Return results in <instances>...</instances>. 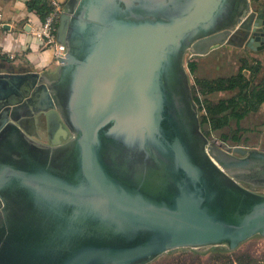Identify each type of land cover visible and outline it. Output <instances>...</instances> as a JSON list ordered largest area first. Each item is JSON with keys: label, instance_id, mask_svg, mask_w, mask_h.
<instances>
[{"label": "water", "instance_id": "water-1", "mask_svg": "<svg viewBox=\"0 0 264 264\" xmlns=\"http://www.w3.org/2000/svg\"><path fill=\"white\" fill-rule=\"evenodd\" d=\"M238 35L264 49L253 0H68L54 72L0 73V264H149L264 236V151L209 140L184 62ZM26 111L69 137L33 138Z\"/></svg>", "mask_w": 264, "mask_h": 264}, {"label": "trees", "instance_id": "trees-1", "mask_svg": "<svg viewBox=\"0 0 264 264\" xmlns=\"http://www.w3.org/2000/svg\"><path fill=\"white\" fill-rule=\"evenodd\" d=\"M29 8L43 18L45 14V4L40 0H31ZM244 64L240 67L239 72L229 77H218L215 79L193 78L191 92L198 109L204 113L199 115L201 125H205L203 131L205 135L210 136L211 131L223 126L229 116L242 118L254 104L264 102V85L260 86L254 92L242 91L248 88V81L241 73L243 69L250 70L252 77L257 68L247 67L246 61L241 60ZM190 72H193L196 66L195 59L187 63ZM238 88L239 92L235 93L229 99H220L212 102L199 96H205L215 91L234 90ZM243 104L241 106V102ZM220 144L219 141H215ZM149 264H264V245L258 246L255 241L248 240L235 250H227L224 247H212L203 251L194 249H180L175 252H168Z\"/></svg>", "mask_w": 264, "mask_h": 264}, {"label": "crops", "instance_id": "crops-1", "mask_svg": "<svg viewBox=\"0 0 264 264\" xmlns=\"http://www.w3.org/2000/svg\"><path fill=\"white\" fill-rule=\"evenodd\" d=\"M30 1L31 0H0V36L8 31H12L13 34L23 32L31 36L34 32L39 30L41 18L29 8ZM18 4H23V8H17L16 5ZM254 4L256 11L261 12L264 19V5ZM50 50L54 52L52 47L43 46L39 40L36 53H32L31 47L21 50L19 46H17V51L14 54L0 52V73L35 71L38 73L45 72L51 74L57 67L55 55H53L50 60L44 59L39 55L40 53ZM30 54L36 56L37 59L30 62L27 58ZM249 55L258 62V71L255 75V80H257V85L259 84V86H262L264 85V49L255 50L239 43L221 45L216 49L208 51L204 55L197 56L196 74L209 79L218 76H228L239 70L238 60ZM38 64L42 66L38 67ZM244 74L246 75V73ZM225 93L227 94V92ZM257 109L259 112L264 111V102L260 103ZM49 132L54 136H52V139L63 141V132L61 129L56 131L50 129Z\"/></svg>", "mask_w": 264, "mask_h": 264}, {"label": "rangeland", "instance_id": "rangeland-1", "mask_svg": "<svg viewBox=\"0 0 264 264\" xmlns=\"http://www.w3.org/2000/svg\"><path fill=\"white\" fill-rule=\"evenodd\" d=\"M68 0H63L62 7L63 11L66 8ZM254 2V0H253ZM255 3V2H254ZM235 43H238V41H234ZM61 49L64 51L65 47L60 45ZM53 48V47H52ZM54 49V48H53ZM191 59H195L196 66L193 72H190L187 66L188 61ZM241 60H245L247 67L251 68H257L258 62L254 59H252L249 56H245L238 60V66L241 67L244 63ZM185 69L188 74V79L190 86L193 85V78H199V79H209L206 77H202L196 74L197 69V56L187 52L185 55ZM238 67V68H239ZM240 69V68H239ZM245 70V71H244ZM239 72V70L235 71L234 73L228 75V76H218V77H229L231 75H235ZM241 73L245 76L246 81H248V88L243 89L242 91H248V92H254L256 91L260 86L257 85V80H255V74L251 77L250 76V70L249 69H243ZM246 73V75L244 74ZM215 77V78H218ZM211 78V79H215ZM221 92V93H219ZM227 92V94L225 93ZM239 92V89L236 88L234 90H226V91H215L211 92L205 96H199V99L202 100L203 98H206L209 101L216 102L221 99H229L232 97L235 93ZM244 105L243 101L241 102V106ZM260 104H254L252 109H250L242 118H236L234 116H229L226 123L221 126L218 129L212 130L210 136H208L210 141H219L221 145H223L225 148H232L234 146H241L246 149L250 148H256L259 150L264 151V111L259 112L257 111ZM199 110V109H198ZM204 113L203 110H199V115ZM41 117H45L48 119H51V117H57L56 114H50L48 117H46V114H30L28 111L25 113H21V116L19 118L20 123L24 130L33 138L49 143L48 138H53L54 136L49 132L50 129H53L54 131L63 129L65 133V128L63 127L62 122H57L53 125L52 122H50L48 119H44ZM48 121V122H47ZM201 124V123H200ZM201 129L204 131L206 129L205 125H201ZM55 133V132H53ZM48 136V137H47ZM53 136V137H52ZM64 136V135H63ZM69 134L68 132L65 133V136L62 137L63 140L68 138ZM257 193L264 194L263 188H253ZM249 240L255 241L258 243V246L262 247L264 245V236L256 235ZM180 249L173 250L179 251ZM172 252V251H170ZM169 252V253H170Z\"/></svg>", "mask_w": 264, "mask_h": 264}, {"label": "built area", "instance_id": "built-area-1", "mask_svg": "<svg viewBox=\"0 0 264 264\" xmlns=\"http://www.w3.org/2000/svg\"><path fill=\"white\" fill-rule=\"evenodd\" d=\"M45 4V14L41 20L39 40L43 46L53 47L55 60L61 57L64 51L56 40V31L61 13L63 0H40ZM258 5H264V0H254ZM62 53V54H61Z\"/></svg>", "mask_w": 264, "mask_h": 264}, {"label": "clouds", "instance_id": "clouds-1", "mask_svg": "<svg viewBox=\"0 0 264 264\" xmlns=\"http://www.w3.org/2000/svg\"><path fill=\"white\" fill-rule=\"evenodd\" d=\"M16 7L23 8V4H18L16 5ZM39 36H40L39 32H34L30 36L23 32L19 34H13L12 31H8L4 33L2 36H0V52L6 53V54H14L17 51V46H19L21 50L31 47L32 53H36L37 45L39 43ZM54 54L55 53L50 50L44 53H40L39 55L40 57H43L44 59L50 60ZM27 58L30 62H33L37 59V57L32 54H30ZM37 66L39 67L42 65L38 64Z\"/></svg>", "mask_w": 264, "mask_h": 264}, {"label": "flooded vegetation", "instance_id": "flooded-vegetation-1", "mask_svg": "<svg viewBox=\"0 0 264 264\" xmlns=\"http://www.w3.org/2000/svg\"><path fill=\"white\" fill-rule=\"evenodd\" d=\"M236 41H239L240 42V35H238V37L236 38ZM238 42V43H239ZM40 116V115H39ZM41 117V116H40ZM46 117H48V116H46ZM41 118H45V117H41ZM56 117H54V119H53V117H51V119H49L53 124H55L56 123V119H55Z\"/></svg>", "mask_w": 264, "mask_h": 264}]
</instances>
